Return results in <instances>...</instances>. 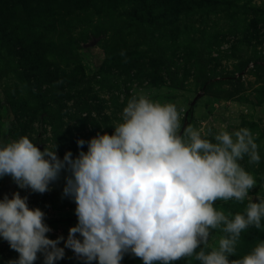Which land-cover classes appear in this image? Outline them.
I'll use <instances>...</instances> for the list:
<instances>
[{"label":"rangeland","instance_id":"obj_1","mask_svg":"<svg viewBox=\"0 0 264 264\" xmlns=\"http://www.w3.org/2000/svg\"><path fill=\"white\" fill-rule=\"evenodd\" d=\"M43 23L36 31L40 45L21 54L24 25ZM149 30L180 88L144 43L141 33ZM0 75V142L27 135L41 151L57 145L60 159L67 151L75 158L87 151V143L78 148V139L113 134L128 100L143 94L176 105L181 133L192 125L202 138L213 140L221 130L249 128L261 160L249 164L245 156L238 162L257 180L249 190L254 202L257 193L264 196V0H0ZM66 175L62 170L43 194L15 184L29 208L45 213L50 239L66 240L78 222L74 200L62 196ZM2 183L3 177L0 189ZM247 203L217 200L214 207L234 216ZM261 224L259 230L249 227L241 233L229 260L243 258L264 241V219ZM211 231L209 243L218 245L224 234ZM58 246L63 248L64 241ZM18 255L0 237V264ZM37 255L34 264H43ZM55 264L84 261L65 248ZM121 264L143 261L129 253ZM173 264L199 261L186 257Z\"/></svg>","mask_w":264,"mask_h":264},{"label":"clouds","instance_id":"obj_2","mask_svg":"<svg viewBox=\"0 0 264 264\" xmlns=\"http://www.w3.org/2000/svg\"><path fill=\"white\" fill-rule=\"evenodd\" d=\"M122 57L126 56L122 50ZM113 134L77 140L87 151L63 159L54 149L41 151L27 136L0 142V178L10 176L21 189L50 191L66 171L62 196L74 200L77 224L67 239L46 235L52 229L45 213L29 208L27 197L14 192L0 199V237L19 255L8 264H55L71 249L84 264H121L131 254L143 264H173L194 257L199 264H264V241L241 259V233L261 229L264 196L249 195L257 180L238 161L260 163L255 135L246 127L221 130L213 140L188 125L181 133V111L133 94ZM210 134V133H206ZM248 203L243 213H225L217 200ZM219 230L218 245L209 243ZM79 234V237L77 236ZM64 241V247L58 245Z\"/></svg>","mask_w":264,"mask_h":264},{"label":"trees","instance_id":"obj_3","mask_svg":"<svg viewBox=\"0 0 264 264\" xmlns=\"http://www.w3.org/2000/svg\"><path fill=\"white\" fill-rule=\"evenodd\" d=\"M135 15L138 16L137 13H135ZM137 19L142 22L144 20V17L140 15V17H137ZM24 26H25L24 29L21 30L19 49L23 51V53L21 54L26 55L27 51H30L33 45L35 46L40 45L39 39L37 38L38 35L36 31H38V28L40 27H45V24L43 23L36 28L30 25H26V24ZM141 35L142 37H144L143 39L144 43L149 46L150 50L157 55V57L161 60L162 64L166 67L167 72L170 74L171 82L175 86H177V88H180L181 83L177 79L175 71L172 70L171 65L169 63V59L164 53V49L161 46H159L157 41L153 38V34L151 33V30H149V33L147 35H144L143 32L141 33ZM203 90H206V87H203ZM95 263L96 261L92 262V264H95Z\"/></svg>","mask_w":264,"mask_h":264},{"label":"water","instance_id":"obj_4","mask_svg":"<svg viewBox=\"0 0 264 264\" xmlns=\"http://www.w3.org/2000/svg\"><path fill=\"white\" fill-rule=\"evenodd\" d=\"M16 185L11 181L10 176L3 177V183L2 187L0 189V195L4 197V195H7L8 197H12L14 192L16 191Z\"/></svg>","mask_w":264,"mask_h":264}]
</instances>
